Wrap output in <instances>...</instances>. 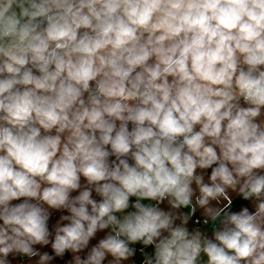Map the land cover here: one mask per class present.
<instances>
[{"label": "clouds", "instance_id": "9594fccd", "mask_svg": "<svg viewBox=\"0 0 264 264\" xmlns=\"http://www.w3.org/2000/svg\"><path fill=\"white\" fill-rule=\"evenodd\" d=\"M27 0H0V35H13L23 46L17 49L19 55L7 53L13 63L7 65V71L14 76L20 73V69L28 63L26 54L31 52L32 60L39 63L42 78L32 76L25 72L20 80L15 78L0 81V96L10 92L17 83L34 84L35 88L54 92V97L36 96L31 90L23 93H12L0 99V110L8 115L6 119L14 125L23 129L32 120V113L36 114V120L45 129H51L59 124L60 130L70 127L75 131L73 136L74 150L64 149L63 157L53 164L48 174V179L57 182L61 187L46 190L43 198L49 203L63 204L66 200L65 186L75 188L77 168L74 161L80 157L82 167L80 171L90 181L104 180L107 176L120 180L129 191L135 192L137 188H147L146 196L155 197L157 194L175 187L178 178L170 174L164 167L167 158L175 167L177 173L191 175L194 163L191 156H185L183 161L180 150H170V144L161 145L156 140L152 147H142L143 155L137 154L136 159L140 165L152 170L156 165V178L159 185L153 186L148 177L141 178L134 170H127V175H120L119 170L109 173L103 162L107 153L99 147H93V140L85 136L80 130L79 123L84 116H77L76 121H69L66 114L67 109L79 97V90L72 83L61 81L56 86V80L62 70H67L68 80L82 84L85 89L88 81L94 79L104 67L110 69V79L101 84L100 91L107 96H125L135 98L139 95L144 105L151 104L150 109H131L126 105L116 102L104 107L103 111L109 116H115L123 120L121 115L127 110L130 115L127 119L143 124L145 120L157 124L160 135L171 142L177 135L191 132L192 124L200 122L205 118L203 132L209 136L217 137L220 133L221 121L231 115L233 99L232 80L237 72V52L243 54V63L248 65V71L240 70L236 78V85L240 93L247 101L256 105V108L239 110L235 117L230 119L227 126L226 139L220 144L226 149L225 158L231 161H240L241 173H247L251 167L264 165V131H258V125L250 120L259 113V106L264 105V71L254 75L259 65H264V0H80L77 7L73 6V0H50L52 6L63 11L55 16L49 17V27L46 35L33 34L34 27L28 24L17 28L20 17L29 15L28 9L24 7ZM20 9L17 13L13 4ZM96 5H100L97 9ZM32 7H38L32 5ZM88 9V15L82 14L84 8ZM122 9L123 16L117 15ZM50 9L39 6L38 10L32 12V17L45 15ZM155 16V22L153 17ZM97 23L93 27L92 20ZM80 27L93 28L96 36L87 33L77 40L76 30ZM143 28L154 34L157 30L162 34L153 39L149 36L146 43L141 44L137 36V30ZM235 30V31H233ZM25 40L27 43L24 44ZM168 41V45H165ZM55 43V48L49 51L50 44ZM111 45V51L107 56H98L100 50ZM130 45V46H129ZM57 49H62L65 60ZM77 55L75 62L71 56ZM156 55L158 63L154 67H145L144 72L137 74L134 81H130L132 90L125 94V81L136 66H143L150 56ZM98 58L100 66H95ZM191 61V70L188 62ZM56 65L54 73L48 71V66ZM14 65H18L14 66ZM127 65V67H125ZM146 74V75H145ZM167 75L178 77V83L169 85L166 81ZM158 79H164V83H156ZM213 85H223V88L214 89ZM143 86V91L141 87ZM159 97V98H158ZM219 97L220 99H214ZM98 105V100H93ZM227 110L221 112L222 108ZM179 113L176 118L173 114ZM90 120L89 127L101 129L105 135L103 140L107 143L110 139L114 124L108 123L102 118V112L97 108L85 112ZM182 122V123H181ZM134 135V143L149 141L155 133L151 128H138ZM39 130L29 128L19 135H14L11 130L5 128L0 130V147H7V157H0V204L6 203L10 198L18 195L36 196L35 182L28 178L25 173L14 172L11 160L14 159L23 169L33 174H43L48 170V164L55 155L59 137L37 139ZM185 143L197 155L202 157L201 165L207 166L217 160L212 148L206 147L201 153L199 151L202 143V134L185 138ZM112 146L118 153L129 151V138L125 128L112 141ZM239 149V152H237ZM248 154L251 157L248 158ZM123 163V162H122ZM127 169V166H125ZM163 174V175H161ZM219 175L225 183H233L227 168L221 165L213 173V179ZM12 183L9 184L8 181ZM264 188V179L257 180L252 187L253 192H259ZM186 187H180L176 196L187 202L184 193ZM208 195L213 194V189L205 188ZM217 192L221 189L217 188ZM105 196L112 194L114 205L106 202L100 206V214H107L110 207L116 210L126 207L127 197L119 193L118 189L110 184H105L102 189ZM81 207L72 209L82 219H89L85 214L84 202L89 201V193L86 191L80 197ZM26 205L17 208H5L2 218L5 223L18 224L27 233L37 240L43 238V220L40 218L39 209L32 208L28 211ZM143 216H138L137 224L131 223L123 226L130 233L132 239L142 237L149 233L148 240L157 234V229L165 227L167 219H160L161 213H154L150 209H141ZM237 231L229 234L219 235L220 239L229 249L237 253V257H254L253 264H264V231H261L260 223L264 222V203L259 204L254 214H249L247 209L241 215L231 217ZM96 220H92L89 234L95 227ZM103 227V225H102ZM82 226L79 221L75 227L65 229L68 237L77 239L81 235ZM18 231V230H16ZM2 235V233H0ZM184 233L177 231L174 238L162 245L160 252L163 264H192L194 254L199 250L198 243H180L176 251H172L173 245L183 241ZM61 245L67 246V240L59 238ZM4 240L0 239V243ZM23 251L28 252L27 246L14 241ZM11 247V246H10ZM114 254L123 256L126 249L122 243L110 240L104 243ZM189 249L192 254H189ZM7 252L9 248L0 249ZM205 251L209 254L212 264H236V257L228 256L223 249L209 244ZM255 254V255H254ZM102 255L97 253L96 259Z\"/></svg>", "mask_w": 264, "mask_h": 264}, {"label": "crops", "instance_id": "0c3cea01", "mask_svg": "<svg viewBox=\"0 0 264 264\" xmlns=\"http://www.w3.org/2000/svg\"><path fill=\"white\" fill-rule=\"evenodd\" d=\"M80 3V0H73L74 9ZM36 6H46L50 10L47 11L45 15L40 16L43 23L40 27L35 29V34L46 35V29L49 27V17L55 16L62 12V9H57L51 5L50 0H27L24 7L28 9L29 15L20 17V22L23 24H30V22L36 17H32L31 13L38 10ZM16 4H13V8ZM99 9L100 5H96ZM20 12V9L17 13ZM82 14L88 15V9L85 7L82 10ZM117 15L123 16L122 9L117 11ZM153 22H155V16L153 17ZM96 21L92 20L93 27L96 25ZM19 26V25H18ZM21 26V25H20ZM235 31V30H233ZM77 40L82 38L85 33L89 36L95 37L96 32L93 28L80 27L76 30ZM162 34V31L157 30L154 34L140 28L137 30V36L140 38L139 42L144 44L148 41L149 36L153 35L155 37ZM16 39L14 42L11 39ZM19 43L18 37L9 35H0V52L3 49L14 48L13 53L19 55L17 49L21 46H17ZM168 41H165V45H168ZM17 46V47H16ZM130 46V45H129ZM55 48V43L50 44L49 51ZM112 46L108 45L107 48L99 51L98 56H107L111 51ZM62 49H57V52L68 60L69 57L64 55ZM32 53L26 54L27 59L30 61L29 67L32 69L38 68L39 63L32 60ZM73 62L77 59V55L73 54L71 56ZM243 54L237 52L238 67L237 72L233 76L232 80V93L233 99L229 101L233 105L231 109L230 117H227L221 121L220 133L217 137L209 136L207 133L203 132V125L206 123L205 118H201L200 122L192 124L191 132L185 133L181 138L180 157L183 161L185 156H191L194 168L191 175L185 173H177L174 165L167 159L162 157L164 160V167L170 174H174L178 178V184L175 187L169 186V189L163 192V195L157 194L155 197L144 195L148 191L147 188H137L135 192H131L128 188L122 184L120 180L113 178L112 176H107L104 180L100 181H90L87 176L80 171L82 167L81 158L78 157L74 164L77 168L76 176V187L65 186L66 200L63 204H51L48 200L43 198V194L46 190L61 187L57 182L50 181L48 179V174L36 175L33 180L36 187V196L28 195H18L17 197L10 198L6 203L0 204V239L4 242L0 243V249L9 248L6 253L0 251V264H56L51 257V251L60 244L61 237L67 240L68 254L73 264H163L160 252L162 250V245L168 243L174 238V233L177 231H182L184 233L183 241H178L177 245H173L172 251L175 252L177 246L180 243L195 242L199 245V250L195 252L192 264H212L209 254L205 251L209 243H214L218 248L223 249L226 255L236 257V264H253L254 257H237V253L233 249H229L220 239L219 235L231 234L237 231L235 223L232 221L231 217L233 215H241L245 209H247L249 214H254L257 211L259 204L264 203V188H261L259 192H253L252 187L257 180L264 179V165L259 167H251L250 171L247 173H241L239 169L242 167L240 161H231L224 156V151L226 150L220 141L226 139L227 126L230 123V119L235 117L239 110H247L251 108H256L257 106L246 102L242 99L243 95L240 93L239 88L236 85V78L240 74V70L243 69L245 72L248 71L249 66L243 63ZM13 63L9 60L7 65ZM158 63L155 54L150 56L143 66H136L129 76V81H134L137 74L143 73L145 67H154ZM17 66L18 65H14ZM95 66H100V61L98 58L95 59ZM127 67V65H125ZM189 70H191V61L188 62ZM264 71V65H259L257 67L254 75H258L259 72ZM32 74V76L37 77L33 72L27 71ZM110 69L104 67L101 72L97 74L94 79L88 81V87L85 89L82 84H76L75 81L68 80L67 70H62L60 76L56 80V86L58 87L61 81L67 83H72L79 92L80 95L73 102L69 109H67L66 114L69 121H76L77 116H84L82 121H76L79 123L80 130L86 134V132L91 128L88 125L90 120L88 116H85V112H91L95 107L102 112V118L108 123L114 124L113 129L121 130V128H127L129 124V119L127 117L130 113L125 110L121 115L124 117L123 120L117 119L115 116H109L103 111L104 107L114 104L116 102L121 103V105H126L128 108L133 110L136 107L150 109L151 104L144 105L142 101L139 103L138 96L135 98H125V96H107L101 93L100 86L110 79L105 73H109ZM25 73V72H24ZM13 75L10 73L8 77H3L0 74V81L8 79L20 80L23 74ZM54 73V72H52ZM146 75V74H145ZM38 78V77H37ZM169 85H174L178 83V77L173 75H167L166 78ZM164 79H158L156 83H164ZM20 83L13 86L18 87ZM214 89L223 88V85H213ZM12 88V89H13ZM11 89V90H12ZM143 89V86L141 87ZM10 90V91H11ZM31 90L36 96L40 97H54L55 93L46 91L43 89L35 88L34 84H22L21 83V93L24 91ZM128 89L125 85V94H127ZM9 92H5L0 99H4ZM159 98V97H158ZM98 100L99 104H93V100ZM214 99H220L215 97ZM227 110V108H222L221 112ZM1 111V110H0ZM178 118L179 113L173 114ZM253 124L258 125V131H264V105L259 106V113L255 117L250 118ZM10 126L14 129H20L18 125L10 123ZM31 126L39 130V136L37 139H43L46 137L55 138L59 137V144L55 155L51 158L49 164L52 165L63 157L65 147L69 151L74 150V141L76 137L73 136L75 131L74 128L66 127L63 131L60 130V125L57 124L51 129H45L36 120V114L32 113V120L29 122ZM146 128H151L155 135L151 138L152 141H148L147 147L150 149L156 140H159L161 145L169 144L167 138L160 135V129L157 124H153L149 120H145ZM202 134V143L199 151L202 153L204 148L210 147L213 149L217 156V160L207 166L201 165L202 157L197 155L195 151L191 150L190 147L185 143V138H191L193 135ZM175 148L170 145V150ZM239 152V149H237ZM7 147H0V157H7ZM251 154H248V158ZM11 160V167L14 172L20 171V164H18L14 159L9 157ZM104 162V160H103ZM107 171L112 173L109 166L104 162ZM223 165L227 168L228 173L231 176L233 183H225L223 178L219 175L213 179V173ZM132 167V168H131ZM156 165H153V169H147L139 163L129 164L122 170L120 175H127V170H134L141 178L145 176L150 179L151 184L155 187L159 185V180L156 178ZM163 175V174H161ZM9 184L12 183L11 180L8 181ZM105 184H110L115 189H119V193L127 197L126 207L116 210L115 207H110L107 214H100V206L106 202L114 205V200L111 199L112 194L105 196L102 193L103 186ZM180 187H186L187 191L184 195L187 197V202H182L176 196V191ZM205 188L213 189V194L208 195L204 191ZM219 188L221 191L217 192L216 189ZM89 193V201L83 203L85 209V214L89 219H82L77 216L76 213L72 211L73 208L79 209L81 207L80 197L84 192ZM2 194V193H0ZM21 205H26V211L36 208L39 209L40 218L43 220L44 235L43 238L37 240L30 233H27L25 229L18 224L5 223L2 218L5 208L13 209ZM141 209H150L154 213H161L160 219H167L168 223L165 227L157 229V234L152 236L151 241L145 243L148 240L149 233L144 234L142 237L137 239H132L130 233L124 229L123 226L131 223L133 226L137 224V217L143 216ZM199 217L207 220V224L201 229H196L193 224V219ZM96 220L95 227L92 229L91 234H89V228L92 225V220ZM79 221L82 230L81 235L77 239H72L68 237L65 229H71L75 227V222ZM103 225V227H102ZM261 231H264V222L260 223ZM18 230V231H16ZM115 240L118 243H122L126 249L125 254L120 256L119 254H114L108 248L103 247L104 243ZM17 241L28 248V252L23 251V249L14 243ZM11 246V247H10ZM131 251V252H130ZM258 252H264V249H259ZM97 253H101L99 257ZM189 254H192V250L189 249ZM255 255V254H254ZM172 264H175V258H173Z\"/></svg>", "mask_w": 264, "mask_h": 264}, {"label": "trees", "instance_id": "16d2710c", "mask_svg": "<svg viewBox=\"0 0 264 264\" xmlns=\"http://www.w3.org/2000/svg\"><path fill=\"white\" fill-rule=\"evenodd\" d=\"M29 65H30V61L28 60V63H26L20 69V74L27 72V71H31L38 78H42L43 73L40 71V67L32 69L29 67ZM56 70L57 69H56L55 63H52L48 66L49 72H55ZM125 85L128 89L132 90L131 83L129 80L125 81ZM140 90L143 91V89H140ZM16 92L21 93V83L18 87H14L8 93V95H10L12 93H16ZM8 95H6V97ZM137 96H138V100L140 103L142 101V98L139 95H137ZM138 108H140L139 104L136 107V109H138ZM7 115L8 114L5 111H3V110L0 111V130L7 128V129L11 130L14 135H19L22 131L26 132V131H28L29 128H34L30 124H28L23 129H18V130L14 129L13 127L10 126L9 120L6 119ZM138 128L147 129L145 126V121L143 122V124H138L137 122L132 121V120L129 121V124L126 128V132L128 133V138H129V151L126 153H118L117 151L114 150V148L112 146V141L115 139L116 135L120 132V130H118V129H113L111 133H108L110 139L107 143H105L103 140V136L105 135V133L101 129H98L95 127H91L86 132L85 136H87V137H89V139L93 140V145H92L93 147H99L101 151L107 153V155L103 158V160L109 166L110 170L114 171V172L119 170V173H120L122 170H124L125 166H127L129 164L138 163V161L136 159L137 154L143 155L142 147H145V146L147 147V145L149 144L148 141L147 142H141V144H139V145L133 142L134 141L133 133H135V131ZM184 135H185V133L181 134V135H177L171 142L168 141V143L171 146H173L175 149H179L181 147V138ZM150 140L152 141V139H150ZM51 169H52V165L48 164V170L43 174H48L51 171ZM20 171L22 173H25L29 179L34 178L36 175H41V174L29 173V172H27L26 169H23L21 167V165H20ZM51 257L56 264H73L71 259H70L69 254H68L67 248L63 245H61L60 247L56 246L51 251Z\"/></svg>", "mask_w": 264, "mask_h": 264}, {"label": "built area", "instance_id": "2783aa9c", "mask_svg": "<svg viewBox=\"0 0 264 264\" xmlns=\"http://www.w3.org/2000/svg\"><path fill=\"white\" fill-rule=\"evenodd\" d=\"M14 51V48H10L8 50H4L3 52L0 53V70H2V72L4 73L5 76H8L9 75V72L7 71L6 69V64L7 62L10 60L9 58V55H7V53L11 52L13 53ZM242 99L246 102H249L245 99V97L243 96ZM207 220L204 219V218H199V217H196L193 219V224H194V227L196 229H201L203 226H205L207 224ZM209 244H212V245H215L214 243H209ZM216 246V245H215ZM217 247V246H216ZM218 248V247H217ZM237 261V260H236Z\"/></svg>", "mask_w": 264, "mask_h": 264}, {"label": "water", "instance_id": "95a60500", "mask_svg": "<svg viewBox=\"0 0 264 264\" xmlns=\"http://www.w3.org/2000/svg\"><path fill=\"white\" fill-rule=\"evenodd\" d=\"M42 23H43L42 18H41L40 16H36V17L30 22L29 27H34V28L36 29V28L40 27V26L42 25ZM26 43H27V40H25L24 44H26ZM17 46L19 47V46H23V45H22L21 42L19 41V43L17 44ZM17 46H16V47H17Z\"/></svg>", "mask_w": 264, "mask_h": 264}, {"label": "rangeland", "instance_id": "374dc122", "mask_svg": "<svg viewBox=\"0 0 264 264\" xmlns=\"http://www.w3.org/2000/svg\"><path fill=\"white\" fill-rule=\"evenodd\" d=\"M14 9L16 10V12L19 10V8H18L17 6H15ZM20 25H21V26H20ZM23 25H25V24H23ZM23 25L20 23L19 26H17V28L22 27ZM11 40L14 42L16 39L14 38V39H11ZM8 49H10V48L3 49L1 52H3L4 50H8ZM1 52H0V53H1ZM0 74H1L3 77H8V76L10 75V73H9L8 76H5L4 73L2 72V70H0ZM131 168H132V167H131Z\"/></svg>", "mask_w": 264, "mask_h": 264}]
</instances>
